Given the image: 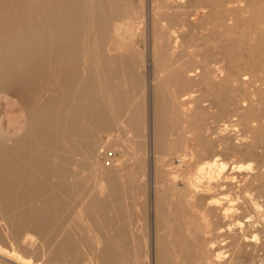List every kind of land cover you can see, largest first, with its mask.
Masks as SVG:
<instances>
[{"label": "bare ground", "instance_id": "1", "mask_svg": "<svg viewBox=\"0 0 264 264\" xmlns=\"http://www.w3.org/2000/svg\"><path fill=\"white\" fill-rule=\"evenodd\" d=\"M263 56L264 0H0V235L18 259L246 264L244 229L222 260L188 211L226 218L213 194L225 153L257 162L246 189L264 206ZM233 104L241 137L209 126ZM135 190L153 241L131 226Z\"/></svg>", "mask_w": 264, "mask_h": 264}, {"label": "rangeland", "instance_id": "2", "mask_svg": "<svg viewBox=\"0 0 264 264\" xmlns=\"http://www.w3.org/2000/svg\"><path fill=\"white\" fill-rule=\"evenodd\" d=\"M199 94H200L199 92H194L193 93L194 98H196ZM246 96L247 94H244V91L237 90L236 93L234 94L233 99L237 98L241 101V99ZM231 108L234 109V111H231L227 113L226 115L222 114L219 118L216 117L213 112L208 119L210 123L209 126H211L212 128H217V129L228 127V130L232 134H234V136L241 137V135L245 133V130H246L244 125L242 123H239L238 121L241 115V110H236L237 105H234V104L233 106H231ZM212 111H215V110H212ZM107 151L109 153V156L111 157L113 156L120 157L121 155L118 150H116L115 148L111 146H107ZM177 155H178L177 152L173 154V157H172L173 165L179 169H184L185 163ZM220 160L221 162H224L226 164V169L224 171L225 173H223V175H227V174L230 176L232 175L231 177L234 178V179H231L230 177L229 179H226L222 175L221 179L220 178L218 179V180H221L222 182L216 181L215 184H217L218 187H215V189H213V192H214L213 194L216 197L215 198L216 207L218 206L217 208L216 207L215 208L217 209V212L220 211L219 213H216V214H220L222 210V212L226 211L225 214L227 216L226 218L219 219L220 216L218 215V217L215 216L216 218L214 217L215 219H213L212 217L214 215L212 214L209 215V212L207 209H204V207H199V210L198 208L196 209L197 211L196 210H193L194 212L188 211L192 214L193 217L194 216L196 217V218L194 217L195 219L194 218L191 219V223L193 221L191 226L194 227L195 225H199L201 223L200 224L201 227L203 229L204 228L206 229L208 225L207 223L208 222L211 223L210 232H207V233L203 232V229L201 227L197 228L199 230L196 231L195 229L194 231H196V233L198 232V234L201 235V238L198 240L199 242H203V243L212 242L213 244H215L214 248L217 249L216 253L222 254L221 255L223 256L221 257L222 260H226L225 258L229 257L232 254L233 249H234L233 245L237 241L236 237H234L236 236L235 234L237 233L240 234L243 231L248 233V236H249L248 239L250 241L249 243L252 244L253 246H257V248L249 252V254H246L247 262L245 263L246 264H264V247L261 246V243H262L261 241H263L264 238H263V233H261V231L259 230L260 228L258 227L261 222L259 223L258 221L257 223L254 222L257 220L258 216L261 215L260 213L262 212V210H264V206L262 207V210H256L255 208H253L251 202L253 201L256 195L254 192H251L250 190L246 189L248 179L252 176V174L256 170L255 165H257V162H255L254 159H250V158L248 159V158L240 156L239 154L232 155V153L223 154L222 156H220ZM102 161L105 162L104 158L102 159ZM230 169L232 172L230 171ZM148 172H149L148 174L149 178L151 177L150 179L155 178L154 177L155 172L152 169L148 170ZM91 177H88L87 184L90 187H93V185L95 184V176H91ZM146 178H148L147 175H146ZM163 180H165L166 183L171 182L169 176H166V175L164 176ZM177 180L179 184L181 182H182L181 184H183V178L180 177ZM231 181H232V185H230ZM219 182L221 183L218 185ZM132 195L133 196L131 197V199L130 198L128 199V202L130 203V205H128L127 209L128 211L129 210L132 211V212H129V214L131 213L130 217L133 218L130 220V223H131L132 228L134 229L135 237H137V239H139L140 241H153L155 239L154 236L158 230L155 227L156 225L153 221V216L150 215L151 214L150 212L148 214V210H147V208L150 207L149 203L151 201H149L148 198H147L148 200L147 201L146 197H142V196L138 197L139 193L137 190H135V192H133ZM263 199H264L263 197L260 198V201L264 203ZM147 205L149 207H147ZM141 206L142 208H140ZM218 208H220V210H218ZM252 220H253V223H252ZM248 223L250 224V226L248 225L249 228H247ZM254 223L255 225H257V227L251 226V224H254ZM205 229L204 231H208V228L206 230ZM241 229L242 230L244 229V230L240 231ZM161 233H163V231H161ZM220 235H227L228 237L225 238L224 236H221V238H216L217 236H220ZM0 243H1L0 246L1 245H3V247L6 246L7 247L6 249H8L10 246L12 247V249L7 251L6 253L3 252L4 256L0 257L1 264H44L45 260L43 256L40 255L41 256L40 259H38L36 256V254L39 251L36 254L34 253V251H32L31 253L32 256H29L28 258H26L28 260L25 259L23 261V260L18 259L15 249H13L15 248L14 245H10V242L6 240V238H4L2 235H0ZM230 246L232 248H230ZM25 261H27V263Z\"/></svg>", "mask_w": 264, "mask_h": 264}]
</instances>
